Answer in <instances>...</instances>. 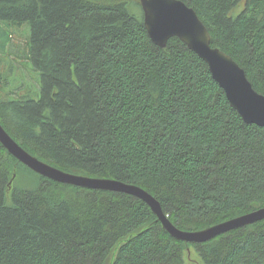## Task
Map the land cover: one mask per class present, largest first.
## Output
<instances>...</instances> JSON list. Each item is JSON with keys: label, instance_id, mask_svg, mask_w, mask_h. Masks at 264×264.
I'll list each match as a JSON object with an SVG mask.
<instances>
[{"label": "trees", "instance_id": "obj_1", "mask_svg": "<svg viewBox=\"0 0 264 264\" xmlns=\"http://www.w3.org/2000/svg\"><path fill=\"white\" fill-rule=\"evenodd\" d=\"M183 1L264 95V0ZM2 26L26 27L25 51ZM0 122L59 169L142 187L183 230L264 206V126L177 37L151 42L139 0H0ZM188 248L264 264V219L184 243L133 195L48 179L0 143V264H186Z\"/></svg>", "mask_w": 264, "mask_h": 264}, {"label": "water", "instance_id": "obj_2", "mask_svg": "<svg viewBox=\"0 0 264 264\" xmlns=\"http://www.w3.org/2000/svg\"><path fill=\"white\" fill-rule=\"evenodd\" d=\"M139 5L143 25L153 44L165 47L170 38L177 37L187 49L206 63L212 78L222 88L230 106L243 121L264 126V95L252 87L244 69L229 54L211 46L209 31L192 7L183 0H139ZM0 143L19 162L48 179L77 187L133 195L155 214L162 230L184 243H203L229 230L264 219L263 206L200 230H182L169 220L159 201L142 187L114 178L59 169L25 150L1 123ZM186 252H189V248Z\"/></svg>", "mask_w": 264, "mask_h": 264}, {"label": "rangeland", "instance_id": "obj_3", "mask_svg": "<svg viewBox=\"0 0 264 264\" xmlns=\"http://www.w3.org/2000/svg\"><path fill=\"white\" fill-rule=\"evenodd\" d=\"M2 28L4 30H6L7 32H10L11 33V41H9L8 43V47L12 46V45H18L20 47V49L23 51L26 50V46H25V37H26V27L23 26L19 29H6L5 26H2ZM17 46V47H18ZM17 47H14V49L16 50ZM22 69V68H21ZM35 74L33 71L29 70V69H22V73H21V78L28 81V82H32L34 83L35 82ZM15 85H17L16 83H14ZM13 85V87L15 86ZM18 88V87H17ZM15 90V89H14ZM32 176H30L29 174H24L22 176V174L20 176H16V179L14 180V184L16 183V185H20L22 183L24 184H28L29 186H32ZM14 186V185H13ZM9 191L10 189H8V194H9ZM185 261H186V264H198V258L193 250V248L190 250L189 249V252H187L185 254Z\"/></svg>", "mask_w": 264, "mask_h": 264}, {"label": "bare ground", "instance_id": "obj_4", "mask_svg": "<svg viewBox=\"0 0 264 264\" xmlns=\"http://www.w3.org/2000/svg\"><path fill=\"white\" fill-rule=\"evenodd\" d=\"M1 123V122H0ZM159 222V221H158ZM177 227V226H176ZM183 230V229H182ZM199 230V229H198Z\"/></svg>", "mask_w": 264, "mask_h": 264}]
</instances>
